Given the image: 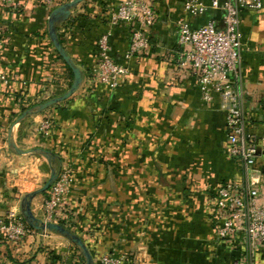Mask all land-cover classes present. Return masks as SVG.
I'll list each match as a JSON object with an SVG mask.
<instances>
[{
  "label": "crops",
  "instance_id": "1",
  "mask_svg": "<svg viewBox=\"0 0 264 264\" xmlns=\"http://www.w3.org/2000/svg\"><path fill=\"white\" fill-rule=\"evenodd\" d=\"M72 1L53 8L40 0L0 5V70L11 78L0 94V215L13 210L24 216L29 202L41 218L49 190L40 189L49 173L70 165L75 183L69 216L59 224L81 239L92 264L109 253L126 257L125 264H235L243 256L242 237L220 240L209 205L222 184L245 185L251 178L228 155L219 95L203 100L192 73L179 66L176 25L182 18L219 23L222 12L192 19L185 0H150L157 20L149 54L127 61L131 25L113 31L112 55L127 62L130 73L112 89L94 69L109 12L124 0H82L52 25L54 12ZM53 32L81 72L78 88L66 98L75 73ZM241 35L240 83L264 181V5L241 14ZM45 119L53 123L49 136L38 131ZM36 232L23 245L1 239L0 264H87L71 238ZM253 264H264V245Z\"/></svg>",
  "mask_w": 264,
  "mask_h": 264
},
{
  "label": "built area",
  "instance_id": "2",
  "mask_svg": "<svg viewBox=\"0 0 264 264\" xmlns=\"http://www.w3.org/2000/svg\"><path fill=\"white\" fill-rule=\"evenodd\" d=\"M53 8L61 0H40ZM14 0H0V5H12ZM264 0H185L184 8L192 19H199L210 10L221 11L218 23L208 19L194 23L187 18L176 22L178 35V63L192 73L201 90L202 98L211 102L220 97V107L226 115V149L228 155L240 161L250 175L248 184L228 182L215 193L209 209L214 215L216 232L220 240L232 242L242 237V259L235 264H253L256 252L264 245V181L256 168L261 155L258 136L248 129L245 111V91L240 83L244 44L241 35V14L251 10H263ZM109 26L98 40V60L94 75L98 81L117 89L129 76V64L119 63L112 55L111 38L114 29L122 23L131 25L130 45L126 60L149 54L150 30L157 20V12L150 0H124L109 12ZM3 49L0 27V57ZM11 85V78L0 70V94ZM53 123L45 119L38 131L49 136ZM75 183L74 170L66 165L49 188V197L42 208L41 220L60 223L69 216L68 198ZM1 198V195H0ZM37 232L24 217L13 210L0 215V241L23 245ZM44 234L51 231H42ZM126 257L105 254L98 264H125ZM59 264H70L63 262Z\"/></svg>",
  "mask_w": 264,
  "mask_h": 264
},
{
  "label": "water",
  "instance_id": "3",
  "mask_svg": "<svg viewBox=\"0 0 264 264\" xmlns=\"http://www.w3.org/2000/svg\"><path fill=\"white\" fill-rule=\"evenodd\" d=\"M81 1L82 0H73L72 2L64 4L63 6L59 7L53 14V19H52V22H51L52 25H53V22L58 20L59 14L60 15H64L65 17H68V15H70V13H71V8L75 7ZM53 37H54V41L56 43L57 49L61 53V56L69 64V66L72 68L73 72L75 73V82L73 84L72 89L67 93V95H65V98H66V97H69L78 88L79 83H80V79H81V72H80V70L78 68H76L73 65L70 57L62 49V46L58 42L56 33H54V32H53ZM57 101H58L57 99L53 100V101H50L45 106L53 105ZM58 174H59V172L53 170L51 175H50L49 180L42 187V189H40V192L48 191L50 186L52 185V183L57 179ZM31 197H32V195H28L27 198L29 199ZM23 214H24L23 217H24L26 223L30 227H32L33 229L39 230V231L48 230V231L59 233L61 235H64V236H67V237L71 238V240L82 250L83 255L87 259V264H92L93 260L91 258V255L88 253V251L85 248V246H84L83 242L81 241V239L78 236H76L75 234H73L66 227L60 225L59 223H45L40 218H38L35 215H33V213L31 212V210L29 208V202L25 203V210H24Z\"/></svg>",
  "mask_w": 264,
  "mask_h": 264
},
{
  "label": "trees",
  "instance_id": "4",
  "mask_svg": "<svg viewBox=\"0 0 264 264\" xmlns=\"http://www.w3.org/2000/svg\"><path fill=\"white\" fill-rule=\"evenodd\" d=\"M53 263H56L58 261V258L53 259Z\"/></svg>",
  "mask_w": 264,
  "mask_h": 264
},
{
  "label": "rangeland",
  "instance_id": "5",
  "mask_svg": "<svg viewBox=\"0 0 264 264\" xmlns=\"http://www.w3.org/2000/svg\"><path fill=\"white\" fill-rule=\"evenodd\" d=\"M49 177H50V173H49V175H48V177H47V180H48Z\"/></svg>",
  "mask_w": 264,
  "mask_h": 264
}]
</instances>
